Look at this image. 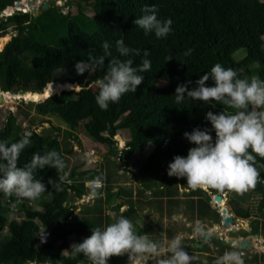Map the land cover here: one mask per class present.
<instances>
[{"label": "trees", "instance_id": "trees-1", "mask_svg": "<svg viewBox=\"0 0 264 264\" xmlns=\"http://www.w3.org/2000/svg\"><path fill=\"white\" fill-rule=\"evenodd\" d=\"M14 1L0 0V12L13 6ZM71 4L72 1L67 3ZM74 5V10L69 8L64 12L50 1L46 8L40 5L36 15L34 10H15L0 16V38L8 32L9 24L14 30L10 41L0 51V88L8 92L30 82L31 91L40 93L52 82L77 83L79 90H64L35 102L36 113L58 117L67 125L71 136L82 129L94 142L107 145L110 152L116 150L113 140L116 132L127 130L129 141L121 150L122 159H130L153 143L154 149L140 169L142 175L161 172L164 160L172 162L177 155L186 157L188 149L195 145L184 137L185 132L206 128L214 140L215 131L206 119L207 112L233 111L220 103L206 104L188 98L178 104L175 100L178 85L191 81L188 89L196 88V81L204 73H210L217 63L236 70L239 78L258 76L264 80V0H78ZM145 6L157 8L158 19L172 20V31L166 37L157 38L154 33L146 35L135 25L134 21L145 14L142 11ZM86 8L93 15L87 14ZM118 39L131 49H140L141 55L120 57L115 43ZM104 41L110 44L112 56L121 60L131 58L133 67L139 68L143 59L151 61V71L140 73L144 80L136 91L123 94L117 103L110 102L106 111L96 103L99 92L96 81L107 74L112 57H105L102 67L93 68L89 79L90 71L79 74L75 67L78 61H87L89 56H102ZM189 48L193 52L185 56ZM240 48L246 53L237 57ZM144 49L149 51L148 57L143 56ZM169 56L172 59L165 61ZM206 86H214V81L209 79ZM16 121L11 114L7 116L0 127V142L11 144L22 138L24 132ZM81 121L85 122L81 124ZM29 131L33 133L31 144L20 154L17 167L30 163L34 153L43 155L56 150L65 161L68 179L60 182L58 177L62 173L53 167L37 170L36 178L41 179L47 189L36 199L38 208L32 207L29 199L18 200L15 195L8 197L0 192V233H6L0 239V264H91L83 254L71 256L70 238L75 237V243H80L91 235L92 228L112 223L121 215L132 220L138 208L124 199L110 207L115 211L112 222H108L102 208L97 207L93 210L97 211L96 215L74 216L77 206L71 203V197L84 196V180L101 178V174L99 171L78 172L76 166L69 168L67 155L71 149H62L57 136ZM256 167L261 177L255 189L262 194L264 158L256 157ZM49 179L60 183L61 190L49 184ZM102 189H98V193H102ZM211 191L220 193L215 189ZM168 194L169 198L173 196ZM114 198H121V193L107 194L104 201L109 205ZM210 200L208 195L207 200L194 199L190 209L202 218L210 209ZM169 203V208H173L178 202L169 199ZM260 205L263 210L264 195ZM125 206L128 209H123ZM215 213L220 219L219 212ZM236 214L243 219L249 216L237 208ZM42 231L44 235L38 241ZM136 232L147 235L149 228L138 227ZM196 241L201 243V240ZM221 245L225 249L224 242ZM127 261L123 255L113 256L108 264H126Z\"/></svg>", "mask_w": 264, "mask_h": 264}, {"label": "clouds", "instance_id": "clouds-1", "mask_svg": "<svg viewBox=\"0 0 264 264\" xmlns=\"http://www.w3.org/2000/svg\"><path fill=\"white\" fill-rule=\"evenodd\" d=\"M6 9L3 12H6ZM15 10L22 8H14L13 12ZM142 11L145 14L134 23L143 29L146 35L154 33L157 38H163L172 31V20L158 19L157 8L145 6ZM115 43L120 57L141 55L140 49L127 47L122 39L116 40ZM101 47L104 53L102 56H89L87 61H78L75 67L79 74L91 72L93 68L103 66L105 57H112L107 74L96 81L99 89L95 97L96 103L101 110L106 111L110 102L117 103L123 94L136 91L144 80L140 73L151 71V61L143 59L139 68H136L133 67L131 58L121 60L112 56L111 46L107 41H104ZM192 52L193 49L189 48L184 55L190 56ZM149 55V51L144 49L143 56ZM170 59L172 57H166L165 61ZM209 79L214 81V86H206ZM190 83L191 81H187L176 87V103H183L185 98H188L206 104L220 103L233 111L206 113V119L215 131L214 140L206 128H194L191 133L185 132L184 137L195 146L188 149L186 157L177 155L173 158L168 166V175L185 177L188 187L193 190L210 189L211 195H216L211 189L241 195L254 190L261 177L256 167V157L264 158V80L258 76H252L250 79L239 78L236 70L217 63L211 67L210 73H204L196 81V88L189 90L187 84ZM0 91L3 92L1 89ZM32 134V131H26L21 139L11 144L0 142V192L5 196L15 195L18 200L38 199L47 189L35 174L45 166L53 167L58 173H62L58 177L60 182L68 179V173L64 171L65 161L56 150L47 151L43 155L34 153L30 163L17 167L20 154L31 144ZM88 182L93 196H97V190L103 187V180L96 177ZM48 183L57 191L61 190L60 183L51 179ZM212 235V230L197 220L193 226V236H190L187 245L202 249L203 246H197L201 243L195 240V236L208 239ZM182 241L183 237L177 235L166 245L158 244L146 234L139 235L132 221L121 215L112 223L92 228L90 236L71 246V256L75 258L78 254H83L91 264H108L111 257L124 254L165 255L168 258L161 260L160 264H192L193 258L182 247ZM215 264H244L243 254L238 251L225 252L215 260Z\"/></svg>", "mask_w": 264, "mask_h": 264}, {"label": "rangeland", "instance_id": "rangeland-1", "mask_svg": "<svg viewBox=\"0 0 264 264\" xmlns=\"http://www.w3.org/2000/svg\"><path fill=\"white\" fill-rule=\"evenodd\" d=\"M50 1H54L62 7V11L65 12L69 8L74 10V3L78 0H15L11 11L13 12L14 8H22V10L25 8L27 10L38 11L40 5H43V2H47L48 4ZM70 1H72V4L67 5ZM8 11L10 10H7V12H0V16L9 13ZM84 11L87 14L93 15V12L89 8H86ZM12 26V24H9L7 27L8 32L6 34H9V37L5 45L10 41L11 35L14 34ZM5 45H3V47ZM245 53V50L240 48L236 56L242 57ZM92 75L93 73L91 71L87 79ZM163 84H165V82ZM31 87L30 82H25L18 89L12 88L8 91L11 97L6 100L1 96L2 93L0 92V97L3 98V101L0 102V127L4 124L7 116L11 114L16 118V124L20 125L23 132L33 129L41 135L57 136L61 142L62 149H71L69 155H67V165L69 168L76 166L78 172L92 171V173H94V171H99L101 179L103 180V191L102 193L101 191L99 192L101 196L98 194L94 197L89 182L84 180L85 195L80 199H73V197H71V203L77 206L74 216L81 217L83 215L85 217L91 213L92 215H96L97 211L93 210L97 207L98 209L102 208L103 214L109 218L108 222H112L115 211L111 210L110 207L125 199L129 202L131 201L138 208L136 215H134L131 220L136 231L138 227L144 229H147L149 226L155 227L157 232L154 233V235L150 234V236H147L150 240L161 245H166L177 235L182 236V247L192 256V264H200L202 261H206V264H215V260L225 252H242L241 242L245 240L250 242L245 248L248 254L252 255V257L256 251L258 254L254 258L248 257L245 259L244 264L264 263V239L262 237L263 231L260 223L256 222L252 217L248 219L251 220L249 222L247 219H243L236 214V208L246 212L250 204L260 203L259 200L262 194L258 193L256 189L244 193L243 195L235 192H220L222 198L225 199V208L231 211L235 220L231 227H226L223 223L221 210L218 208L219 203L214 199V195L210 194V189L204 190L205 194L201 192L199 188L193 190L188 187L185 177L169 176L168 166L171 162L164 160L162 170L159 173L153 171L144 175L140 173V169L147 156L154 149L153 143H150L145 151H138L133 154L130 159H122L120 156L121 150L129 141V133L127 130L119 129L116 132L117 135L113 138L115 141L114 147L116 149L114 152H110L107 145L94 142L82 129L74 131V134L72 133L73 135L71 136L67 133V125L61 119L53 115L40 116L36 113L33 105L35 101H28L22 97L24 95L20 93L21 91L25 93H34L31 91ZM72 88L74 90L79 89V87L73 86L68 89ZM38 101L39 100H37V102ZM125 117L126 116H124L122 120L125 119ZM84 122L85 121H81V124ZM99 173L97 174L99 175ZM84 177L87 178L88 176ZM77 179L81 181V178ZM106 183H108V185H106ZM114 192L121 193V198L111 199L109 205H107L104 201V197H106L107 194L110 196ZM168 193H172L173 196L169 198L170 194ZM207 195L211 197L209 202L210 209L204 217L199 218L198 214H194L190 209L191 201L194 199L207 200ZM169 199L177 201V205L173 208H169ZM129 202L128 205L130 204ZM158 202H162L164 205H159ZM29 203H31L32 207L38 208L36 199L29 200ZM123 209H128V206H125ZM215 211L219 212L220 219ZM11 217L13 216L11 215ZM197 220L201 221L206 228L211 229L213 232L211 240L210 238L206 240V238L195 236V240H201V244L205 242L203 247L206 246V248L204 249H198L197 247H190L191 245H187L190 236H193V226ZM232 227H237L238 231L232 232ZM161 229H166V231H161ZM170 233L173 234L171 237L169 236ZM260 234L262 235L259 236ZM5 235V232L0 233V239ZM43 235V231L39 233L38 241H41ZM257 235L259 237H256ZM222 242L228 243L227 246L225 245V249L221 248ZM73 244H75V237L70 238V246ZM232 244H234V246H232ZM222 250H224V252ZM123 257L131 262L129 263V261H127L126 264H160L161 260L168 258L165 255L147 254L144 256L124 254Z\"/></svg>", "mask_w": 264, "mask_h": 264}, {"label": "water", "instance_id": "water-1", "mask_svg": "<svg viewBox=\"0 0 264 264\" xmlns=\"http://www.w3.org/2000/svg\"><path fill=\"white\" fill-rule=\"evenodd\" d=\"M48 6V4H47V2H43V5H42V7L43 8H46ZM8 10V9H7ZM38 13V11H34V14L36 15ZM66 84V83H65ZM68 85L70 84V83H67ZM49 85H52L53 87H55V86H58V85H60V83H58V82H52V83H49V84H47L46 85V87H48ZM70 85H72L73 87H79L78 86V84L77 83H72V84H70ZM46 87L39 93V95H42L43 93H44V91H45V89H46ZM64 90H74L73 88L72 89H60L58 92H55V93H52L51 95H48V96H46V97H43V99H46L47 97H49V96H52V95H54V94H58V93H60V92H62V91H64ZM21 94H25V92H23V91H21L20 92ZM16 94V93H15ZM43 99H38L39 101L40 100H43ZM3 99L2 98H0V102L2 101ZM28 101H33L34 102V100H32V99H27ZM35 102H37V101H35ZM214 199L217 201V203H219L218 204V208L221 210L220 212H221V216H222V218H223V223H224V225L226 226V227H231L233 224H234V216L232 215V213H231V211H229L227 208H225V207H223L222 205H221V202L223 201V198H222V196L220 195V194H216V195H214ZM231 231L232 232H237L238 231V228L237 227H232L231 228ZM206 240H207V238H206ZM226 244H227V242H226ZM250 243H249V241H247V240H245V241H242L241 242V248L242 249H245L248 245H249ZM198 247H202L203 246V244H198L197 245Z\"/></svg>", "mask_w": 264, "mask_h": 264}, {"label": "bare ground", "instance_id": "bare-ground-1", "mask_svg": "<svg viewBox=\"0 0 264 264\" xmlns=\"http://www.w3.org/2000/svg\"><path fill=\"white\" fill-rule=\"evenodd\" d=\"M24 2V1H23ZM8 10H10V11H8V12H11V9H8ZM6 12H7V10H6ZM8 37H9V34H5L4 36H1V38H0V49L3 47V45H5V43H6V41H7V39H8ZM72 85H68L67 83L66 84H60V85H58V86H55V87H53L52 85H49L46 89H45V91H44V93L42 94V95H39V93H29V92H26L25 94H24V96H22V97H24L26 100L27 99H32V100H34V101H37L38 99H40V98H43V97H46V96H48V95H51L52 93H55V92H58L60 89H68V88H70ZM1 92V91H0ZM2 94H1V96H3L4 97V99L6 100V99H9L10 97H11V94L10 93H8V92H1ZM0 98H2V97H0ZM3 99V98H2ZM3 101V100H2ZM221 205L223 206V207H225V199H223V201L221 202Z\"/></svg>", "mask_w": 264, "mask_h": 264}, {"label": "crops", "instance_id": "crops-1", "mask_svg": "<svg viewBox=\"0 0 264 264\" xmlns=\"http://www.w3.org/2000/svg\"><path fill=\"white\" fill-rule=\"evenodd\" d=\"M258 193H260L259 191H257ZM256 192V193H257ZM261 194V193H260ZM263 195H264V192L262 193L261 197H260V202H261V199L263 198ZM247 214H249L248 218H247V221H251V220H248L250 219L251 217L255 219L256 222L260 223V226H261V229L263 231V235L260 234L259 236L262 235L263 239H264V209L261 210V205L259 202L255 203V204H250L249 205V209H247ZM149 232L147 235L150 236V234L154 235V233L157 232V230L155 229V227H152V226H149ZM166 231V229H161V231ZM163 233V232H161ZM173 234L170 233L169 236L171 237ZM162 236V235H161ZM258 235L256 237H259ZM248 241V240H247ZM250 243V242H249ZM251 258V257H250ZM254 258V257H253ZM248 261V260H247Z\"/></svg>", "mask_w": 264, "mask_h": 264}, {"label": "flooded vegetation", "instance_id": "flooded-vegetation-1", "mask_svg": "<svg viewBox=\"0 0 264 264\" xmlns=\"http://www.w3.org/2000/svg\"><path fill=\"white\" fill-rule=\"evenodd\" d=\"M215 194V193H214ZM226 246H227V244H226V242L224 243ZM242 254H243V259L245 260V259H247L248 257H252V255H249L248 254V252L245 250V249H243V251L241 252ZM258 253H257V251H256V253H254V256L253 257H255L256 255H257ZM252 257V258H253ZM259 264H264V263H259Z\"/></svg>", "mask_w": 264, "mask_h": 264}, {"label": "built area", "instance_id": "built-area-1", "mask_svg": "<svg viewBox=\"0 0 264 264\" xmlns=\"http://www.w3.org/2000/svg\"><path fill=\"white\" fill-rule=\"evenodd\" d=\"M25 10V8H23Z\"/></svg>", "mask_w": 264, "mask_h": 264}]
</instances>
